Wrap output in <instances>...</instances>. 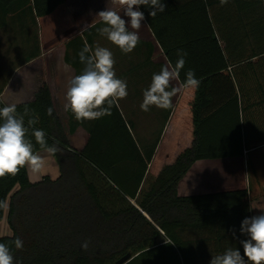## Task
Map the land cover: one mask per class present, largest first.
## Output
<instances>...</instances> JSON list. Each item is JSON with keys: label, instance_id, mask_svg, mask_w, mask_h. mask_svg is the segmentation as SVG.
<instances>
[{"label": "trees", "instance_id": "16d2710c", "mask_svg": "<svg viewBox=\"0 0 264 264\" xmlns=\"http://www.w3.org/2000/svg\"><path fill=\"white\" fill-rule=\"evenodd\" d=\"M13 1L0 0V5L7 11ZM62 2L33 0V5L37 15H45ZM162 2L165 11L154 18L153 9L140 10L171 64L177 50L187 53L181 82L190 69L200 81L192 144L158 175H150L159 136L142 147L131 114L113 106L111 115L93 120L88 141L77 148L49 85H42L33 100L16 104L17 112L30 109L25 123L38 116L34 128L45 131L49 145L59 141L61 151L54 156L60 174L32 181L21 169L15 177L0 178V201L9 200L12 229L0 235V243L11 247L14 264H116L129 251L134 257L125 264H197V233L203 243L215 236L228 247L232 236L231 245L243 247L248 237L240 232L242 220L264 214V194L250 201L247 187L191 195L178 191L196 160L244 156L264 143V0H228L223 6L220 0ZM70 115V132L87 124ZM5 209L0 208V221ZM17 237L22 249L12 243Z\"/></svg>", "mask_w": 264, "mask_h": 264}, {"label": "crops", "instance_id": "0c3cea01", "mask_svg": "<svg viewBox=\"0 0 264 264\" xmlns=\"http://www.w3.org/2000/svg\"><path fill=\"white\" fill-rule=\"evenodd\" d=\"M9 6L6 11L0 5V99L6 105L33 100L38 89L48 84L71 144L82 148L89 139V127L93 120L86 121L85 125L78 124L75 130L70 132L71 115L70 111L64 110L65 94L68 80L80 74L84 68L78 56L83 48L82 42L93 49L99 45L113 52L116 75L127 81L128 96L119 102V107L131 114L132 131L138 143L145 147L151 145L159 136L148 172L158 175L165 164L173 162L182 149L191 145L190 139L188 140V127L194 129L193 102L196 89L182 88L173 98L170 109L162 110L152 106L148 112H144L140 108L143 91L149 87L152 75L158 73L164 64L171 63L146 19L142 21L139 32L140 43L132 53L125 55L97 32V28L102 26L97 14L107 7L121 12L122 18L129 20L123 15L120 6L113 4L112 0H63L55 10L45 15L36 14L33 0H14ZM175 83L178 86L183 84L180 79ZM179 106L184 110L177 112ZM263 146L264 143L258 147ZM250 151L246 150L244 156L196 160L180 180L179 194L248 188L250 179L246 178L245 174L235 173L231 165H243V162L247 165L245 159ZM39 152L47 159V167L39 175L28 172L30 179L37 181L44 175L56 178L60 174V168L55 156L42 150ZM224 161H228L229 165L223 169L218 167L219 171L215 174L213 171L209 173L218 177L201 179L206 174L203 171L204 165L215 162L213 164L219 166L224 164ZM156 162L158 163L155 171L152 172ZM262 182L259 178L254 181L253 187L248 189V200L264 194ZM7 202L9 203V200ZM8 203L4 218L0 221V226L4 224L5 232L0 235H6L8 229L12 231L7 219ZM229 238L230 245L224 247L215 236L203 243L202 235L197 233L193 243L197 264H209L212 256L223 252L222 248H237L243 256V247L231 245L234 237ZM206 255L209 257L205 259Z\"/></svg>", "mask_w": 264, "mask_h": 264}, {"label": "clouds", "instance_id": "9594fccd", "mask_svg": "<svg viewBox=\"0 0 264 264\" xmlns=\"http://www.w3.org/2000/svg\"><path fill=\"white\" fill-rule=\"evenodd\" d=\"M112 3L118 4L129 20L122 18L121 12L107 7L97 14L102 22L97 32L125 55L132 53L140 43L139 32L145 20L144 12L139 10L140 6L153 9L149 12L152 18L166 8L162 0H112ZM227 3L228 0H220L221 6ZM78 55L84 68L80 74L68 80L64 110L70 111L78 122L111 115L112 107H118L119 102L128 96L127 81L116 75L113 52L99 45L93 49L85 43ZM176 55L178 59L174 65L166 63L158 73L152 75L149 87L143 91L140 104L142 111L148 112L152 106L162 110L170 109L173 98L182 88L199 87L200 81L191 69L186 72L182 85L175 83L180 78L187 53L177 50ZM30 111L25 107L24 113L19 114L15 103L0 107V178L15 177L21 169L35 175L44 172L48 161L36 150L30 137H34L35 144L44 153L54 156L61 151L59 141L49 145L45 131L34 128L39 122L38 116H30L25 123V117L30 115ZM52 113L53 109L49 107L47 114L51 116ZM6 207L7 203L0 201V208ZM240 232L248 237L241 241L243 256L237 248L229 247L221 254L212 256L209 264H264V214L244 218ZM12 243L16 249L23 247L19 237ZM82 248L87 250L88 243H83ZM0 264H14L11 247L5 243H0Z\"/></svg>", "mask_w": 264, "mask_h": 264}, {"label": "rangeland", "instance_id": "374dc122", "mask_svg": "<svg viewBox=\"0 0 264 264\" xmlns=\"http://www.w3.org/2000/svg\"><path fill=\"white\" fill-rule=\"evenodd\" d=\"M18 33L20 34V31ZM190 105H192V102L190 103ZM177 106H178V104H177ZM183 110H184V108L179 106L177 112H180ZM193 132H194V129H192L191 127H188V135H189L188 140L190 139V141H189L190 144H192L193 139H194L193 138L194 137ZM157 163L158 162L155 163V166L153 167L152 172L155 171ZM213 163H215V162H208V164L204 165L203 171L206 174H204L201 177V179L205 180L208 177H215V176L218 177V175L211 176V175H209V173H211L213 171V174H215L217 171H219L218 170L219 168L223 169L225 166L229 165L228 161H224V164L222 163L219 166H217L216 164H213ZM245 164H247V165H244V162H243V165L234 164V165H231V167H234L233 170L238 175L245 174L246 178L250 179L249 186H248V189H250L253 187L254 181L256 182L257 179L259 178V181L262 182V179L264 178V146L251 150L250 153L246 156ZM150 175H154V174L151 173ZM262 183H264V182H262ZM5 223H7V222H5ZM3 227H4V224H1L0 234H3V232H5V229H3ZM7 232L8 233H6V234H12V231H10L9 229L7 230Z\"/></svg>", "mask_w": 264, "mask_h": 264}, {"label": "water", "instance_id": "95a60500", "mask_svg": "<svg viewBox=\"0 0 264 264\" xmlns=\"http://www.w3.org/2000/svg\"><path fill=\"white\" fill-rule=\"evenodd\" d=\"M133 257H134V254L131 251H129L123 256H121L119 259H117L116 264H125L129 260H131Z\"/></svg>", "mask_w": 264, "mask_h": 264}]
</instances>
